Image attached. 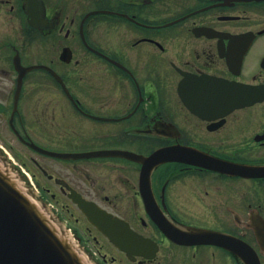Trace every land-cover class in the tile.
<instances>
[{
  "label": "flooded vegetation",
  "instance_id": "1",
  "mask_svg": "<svg viewBox=\"0 0 264 264\" xmlns=\"http://www.w3.org/2000/svg\"><path fill=\"white\" fill-rule=\"evenodd\" d=\"M0 154L87 264H264V0H0Z\"/></svg>",
  "mask_w": 264,
  "mask_h": 264
},
{
  "label": "water",
  "instance_id": "2",
  "mask_svg": "<svg viewBox=\"0 0 264 264\" xmlns=\"http://www.w3.org/2000/svg\"><path fill=\"white\" fill-rule=\"evenodd\" d=\"M13 168L0 155V264H87Z\"/></svg>",
  "mask_w": 264,
  "mask_h": 264
}]
</instances>
